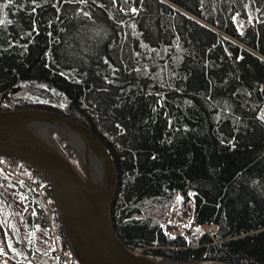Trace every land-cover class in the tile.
I'll list each match as a JSON object with an SVG mask.
<instances>
[{"label":"trees","instance_id":"obj_1","mask_svg":"<svg viewBox=\"0 0 264 264\" xmlns=\"http://www.w3.org/2000/svg\"><path fill=\"white\" fill-rule=\"evenodd\" d=\"M167 1L177 8L163 0H0V111L45 109L95 133L116 163L112 222L132 251L264 264V0ZM28 83L43 91L11 95ZM0 161L20 174L28 168ZM17 186L31 201L30 187ZM178 196L181 209L194 204L196 224L217 226L212 237L193 228L163 233ZM25 219L47 227L44 210ZM14 248L32 256L25 243ZM13 258L6 263L38 264L39 252Z\"/></svg>","mask_w":264,"mask_h":264},{"label":"water","instance_id":"obj_2","mask_svg":"<svg viewBox=\"0 0 264 264\" xmlns=\"http://www.w3.org/2000/svg\"><path fill=\"white\" fill-rule=\"evenodd\" d=\"M50 132L75 151L82 172ZM0 158L24 163L50 183L64 243L79 264H199L158 261L118 237L111 214L119 185L116 163L85 124L39 108L0 111Z\"/></svg>","mask_w":264,"mask_h":264},{"label":"rangeland","instance_id":"obj_3","mask_svg":"<svg viewBox=\"0 0 264 264\" xmlns=\"http://www.w3.org/2000/svg\"><path fill=\"white\" fill-rule=\"evenodd\" d=\"M166 3H169L174 8H177V6L173 5L167 0H163ZM189 17L203 23L201 20L196 18L190 13L185 12L184 10H181ZM205 25L209 26L206 23H203ZM216 32H220L216 28L211 27ZM227 39L230 41L236 42L232 37L224 35ZM238 43V42H237ZM239 46L246 48L242 44L238 43ZM248 49V48H246ZM258 55V54H257ZM259 56V55H258ZM261 57V56H259ZM262 58V57H261ZM264 59V58H263ZM17 91L14 93V97H24V96H33L31 93L35 92H42L43 91V85L38 83H28L23 86H17ZM54 97L52 100L54 102H59L61 95L57 96H51ZM50 135L57 141L59 147L62 149V151L65 153V155L68 157V159L73 163V165L82 172V168L80 164L78 163V158L75 153L65 142L63 138H61L58 134L50 132ZM24 175L27 176H34L35 171L31 168H26L25 171L21 172ZM9 175L5 174L3 170L0 168V253L1 257L5 256L7 253L9 254V249L14 253V243H25L26 247L35 248L37 252H39V259L37 261L38 264H45V263H56L52 259V247L50 246L49 239H48V231L46 227H42L40 225H37L34 228H31L26 224V217L28 213H25L27 210V206L29 205L30 201L27 199V196L24 191L20 189L19 186L13 184L10 182ZM55 199L53 200L51 198V202L53 203ZM181 201H175L172 209L169 213V221L164 223L162 225V231L163 227L167 234H170V236H176L179 234H184L186 230L193 228H179V226L176 224L179 220V216H182L183 214H186L188 212L187 209H181L180 208ZM174 209V211H173ZM178 217V219H176ZM59 218V215H58ZM174 220V221H173ZM175 223V224H174ZM199 228H194V233L201 236L203 230L199 229L200 231H197ZM164 233V232H163ZM63 233H60V246L63 247ZM6 243L9 245V249L6 246ZM32 246V247H31ZM13 257L16 258L17 255H19L20 260L23 261H32L31 255H26L24 253H20L18 250L16 252V255L10 253ZM141 254V253H140ZM0 257V264H8L7 261H2ZM158 260V259H157ZM158 261H166L159 259Z\"/></svg>","mask_w":264,"mask_h":264},{"label":"built area","instance_id":"obj_4","mask_svg":"<svg viewBox=\"0 0 264 264\" xmlns=\"http://www.w3.org/2000/svg\"><path fill=\"white\" fill-rule=\"evenodd\" d=\"M0 168H2L10 176L13 182L17 184H26L31 188L33 198L31 199L27 209L30 214L35 216L39 211H45L48 239L50 246L52 247V257L54 258V260H56L58 264H77L70 249L68 247L60 246L61 227L59 221L56 218L55 207L52 204L51 198L49 196V190L51 188L50 183L39 173H35L34 176L24 177L5 167L2 163H0ZM177 201L182 202V197L178 196ZM192 208H194V204H192ZM179 217H182L179 218L178 222L176 223L179 228H199L203 230L201 235L208 234L211 237L217 232V227L215 225L201 226L194 223L191 210H188L186 214H183ZM176 219H178V217ZM163 232L166 235H170L165 232L164 227ZM136 253L140 254L141 249H137ZM3 259L12 260V257L5 256Z\"/></svg>","mask_w":264,"mask_h":264},{"label":"snow or ice","instance_id":"obj_5","mask_svg":"<svg viewBox=\"0 0 264 264\" xmlns=\"http://www.w3.org/2000/svg\"><path fill=\"white\" fill-rule=\"evenodd\" d=\"M12 0H9V3H11ZM7 5H0V10H2L3 7H6ZM133 11H135V9H133ZM86 14V13H85ZM197 231H200L199 229H197Z\"/></svg>","mask_w":264,"mask_h":264},{"label":"crops","instance_id":"obj_6","mask_svg":"<svg viewBox=\"0 0 264 264\" xmlns=\"http://www.w3.org/2000/svg\"><path fill=\"white\" fill-rule=\"evenodd\" d=\"M261 117H263V119H264V109L261 112Z\"/></svg>","mask_w":264,"mask_h":264},{"label":"bare ground","instance_id":"obj_7","mask_svg":"<svg viewBox=\"0 0 264 264\" xmlns=\"http://www.w3.org/2000/svg\"><path fill=\"white\" fill-rule=\"evenodd\" d=\"M174 221V220H173ZM175 224V223H174Z\"/></svg>","mask_w":264,"mask_h":264}]
</instances>
